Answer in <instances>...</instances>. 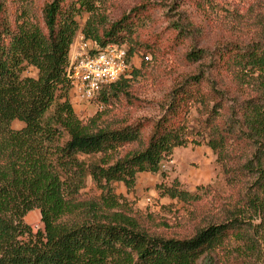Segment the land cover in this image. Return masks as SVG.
Listing matches in <instances>:
<instances>
[{
    "label": "trees",
    "instance_id": "trees-1",
    "mask_svg": "<svg viewBox=\"0 0 264 264\" xmlns=\"http://www.w3.org/2000/svg\"><path fill=\"white\" fill-rule=\"evenodd\" d=\"M103 1L45 0L29 16L25 0H0V264H196L202 256L264 264V37L218 46L210 71L180 79L157 116L117 123L104 110L83 120L66 76L77 33L101 47L123 45L128 59L141 54L143 63L161 45L141 35L149 6L109 21L99 10ZM190 27L171 21L170 45L186 41ZM28 67L34 76L24 74ZM121 98L137 102L124 74L93 101L108 108ZM192 108L198 118L189 138ZM14 120L22 127L14 129ZM188 144L211 149L226 190L192 235L166 237L146 226L154 215L134 208L115 185L134 191L139 173L159 172L173 149ZM88 180L98 195L84 194ZM156 188L184 206L211 191L189 192L176 180ZM31 210L43 225L36 232L23 222Z\"/></svg>",
    "mask_w": 264,
    "mask_h": 264
},
{
    "label": "rangeland",
    "instance_id": "rangeland-1",
    "mask_svg": "<svg viewBox=\"0 0 264 264\" xmlns=\"http://www.w3.org/2000/svg\"><path fill=\"white\" fill-rule=\"evenodd\" d=\"M45 0H25L27 14H36ZM208 5L200 0H104L99 7L106 19L114 21L132 8L145 4L150 7V20H145L141 35L149 41L160 43L159 51L148 55L143 63L141 54H135L128 59L124 78L128 80L130 94L137 102L128 104L125 99L114 102L113 105L98 107L95 101H86L70 90V101L79 118L86 120L100 111L108 121L129 124L137 119L157 116L159 107L164 103L166 93L184 76L197 73L199 70L210 71L207 66L216 48L224 43L245 44L251 40H262L264 37V0H215ZM88 18L87 13L77 17L80 26ZM180 25L184 20L192 27L191 36L178 45L172 44L174 36L170 29L171 21ZM78 33L75 36L77 38ZM74 39V41H76ZM78 39V38H77ZM195 51L193 54H189ZM200 55L201 57H198ZM133 69L139 70V75L131 77ZM27 76H34L35 70L28 67ZM112 106V107H111ZM111 108V109H109ZM198 114L195 108L188 117V136L192 137L197 126ZM14 129L22 127V123L14 120ZM177 181L181 189L196 192L199 186H210L208 196L200 191V199L194 205L184 206L177 200H170L160 195L156 186ZM222 174L216 157L204 144L177 147L170 156L163 160L157 173L142 172L137 175L134 191L126 192L123 184L115 185L116 194H121L134 208L145 214L152 213L154 220L145 223L151 231L170 237L190 236L196 227L203 222L205 215L218 207L219 198L225 193ZM86 196L99 194L91 180L84 188ZM163 206L166 209L163 210ZM171 210V211H170ZM170 211V212H167ZM23 222L30 226L32 232L42 229L38 210L29 211ZM26 240V238H22ZM245 264H254L250 258ZM196 264H217L210 256H202ZM257 264H263L262 261Z\"/></svg>",
    "mask_w": 264,
    "mask_h": 264
},
{
    "label": "built area",
    "instance_id": "built-area-1",
    "mask_svg": "<svg viewBox=\"0 0 264 264\" xmlns=\"http://www.w3.org/2000/svg\"><path fill=\"white\" fill-rule=\"evenodd\" d=\"M77 38L69 54L66 76L76 97L93 101L105 86L117 81L126 72L127 49L114 42L98 46L80 32Z\"/></svg>",
    "mask_w": 264,
    "mask_h": 264
},
{
    "label": "crops",
    "instance_id": "crops-1",
    "mask_svg": "<svg viewBox=\"0 0 264 264\" xmlns=\"http://www.w3.org/2000/svg\"><path fill=\"white\" fill-rule=\"evenodd\" d=\"M74 49V46L72 45V48H71V50H73Z\"/></svg>",
    "mask_w": 264,
    "mask_h": 264
}]
</instances>
